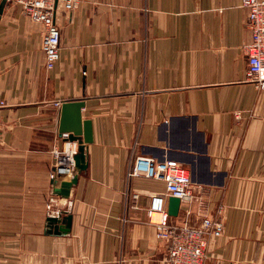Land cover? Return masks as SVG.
I'll return each mask as SVG.
<instances>
[{"label": "crops", "instance_id": "obj_1", "mask_svg": "<svg viewBox=\"0 0 264 264\" xmlns=\"http://www.w3.org/2000/svg\"><path fill=\"white\" fill-rule=\"evenodd\" d=\"M65 1L51 69L42 24L13 0L0 14V264H164L146 208L170 195L128 175L137 156L187 168L192 192L171 223L222 219L205 264H264V89L246 77L241 0ZM78 99L92 141L63 198L49 176L64 141L54 102Z\"/></svg>", "mask_w": 264, "mask_h": 264}, {"label": "built area", "instance_id": "obj_2", "mask_svg": "<svg viewBox=\"0 0 264 264\" xmlns=\"http://www.w3.org/2000/svg\"><path fill=\"white\" fill-rule=\"evenodd\" d=\"M22 12L31 20L42 24L41 49L44 53V64L47 69L53 68L59 58L60 29L55 21V3L57 0H13ZM76 0H66L64 8L72 10ZM246 9V27L250 32V40L242 45L247 58L246 77L264 89V0H241ZM61 100L54 102L60 106ZM6 102L0 98V107ZM62 133V146L50 148L52 167L50 178L58 180L70 176L74 172V156L78 150L76 140H69ZM143 174L147 177L160 179L164 182L167 194L183 200L192 192V182L186 167L173 159L156 160L148 156L134 158L128 175ZM190 214V210H185ZM149 222L154 225L157 239L166 241L167 252L164 264H205L208 256V244L211 238L220 236L223 221L218 216L201 215L200 222L193 225L184 221L182 224L170 222V215L163 205V198L155 196L146 208Z\"/></svg>", "mask_w": 264, "mask_h": 264}, {"label": "water", "instance_id": "obj_3", "mask_svg": "<svg viewBox=\"0 0 264 264\" xmlns=\"http://www.w3.org/2000/svg\"><path fill=\"white\" fill-rule=\"evenodd\" d=\"M7 0H0V14L3 6ZM84 105L82 99L78 100H64L60 106L59 115V133H66L69 140H76L78 143V150L74 156V172L67 180H58L56 177L51 178L52 192L60 197L67 198L69 196L70 188L77 181L78 173L86 168V146L92 141V127L89 119H82L81 108ZM180 199L178 197L170 196L169 208L167 209L169 215H176L178 212ZM58 218L54 216L48 217L49 227H53ZM65 226H60L56 233H65L70 224V216H66L62 220Z\"/></svg>", "mask_w": 264, "mask_h": 264}]
</instances>
